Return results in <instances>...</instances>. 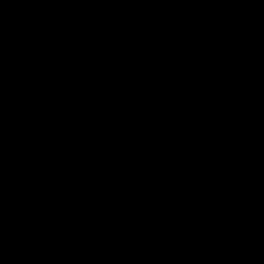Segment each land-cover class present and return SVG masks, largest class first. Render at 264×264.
I'll return each instance as SVG.
<instances>
[{"label": "trees", "instance_id": "16d2710c", "mask_svg": "<svg viewBox=\"0 0 264 264\" xmlns=\"http://www.w3.org/2000/svg\"><path fill=\"white\" fill-rule=\"evenodd\" d=\"M0 264H264V0H0Z\"/></svg>", "mask_w": 264, "mask_h": 264}, {"label": "rangeland", "instance_id": "374dc122", "mask_svg": "<svg viewBox=\"0 0 264 264\" xmlns=\"http://www.w3.org/2000/svg\"><path fill=\"white\" fill-rule=\"evenodd\" d=\"M3 238H4V236L2 235V236H1V240H4ZM2 243H3V241H2ZM3 246H5V247H7V248H11L10 250L12 251V254H13V252H14V247L12 246V244L9 245V244H7L6 241H5V243H4Z\"/></svg>", "mask_w": 264, "mask_h": 264}]
</instances>
